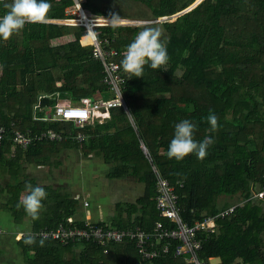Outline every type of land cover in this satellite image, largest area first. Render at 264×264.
Segmentation results:
<instances>
[{
	"label": "trees",
	"instance_id": "obj_1",
	"mask_svg": "<svg viewBox=\"0 0 264 264\" xmlns=\"http://www.w3.org/2000/svg\"><path fill=\"white\" fill-rule=\"evenodd\" d=\"M78 1L91 18L149 20L115 29L111 23L94 27L99 41L117 50L111 59L121 67L127 46L146 26L163 29L170 57L168 71L145 65L143 77L130 78L123 70L121 89L127 107H112L108 117L82 125L48 119L59 102L114 96L103 81L104 64L94 57V46L81 41H93L87 27L65 22L77 17ZM78 1L48 0L47 23H29L10 40L0 39V124L15 122L33 134L54 129L64 135L62 141H37L26 149L10 139L0 143V195H10L3 207L21 222L28 215L20 199L31 183L47 192L39 219L30 217L34 231L61 222L86 226V220L69 221L81 209V194L28 173V166L36 165L56 176L63 154L77 150L83 158L103 160L112 180L135 178L144 185L134 202L117 204L111 225L151 231L155 221H165L157 209L156 185L159 177L166 178L175 186L188 222L238 204L233 213L219 218L218 231L206 238L200 259L264 264V209L259 203L264 200L249 199L253 189L264 186V0H201L191 8L196 0ZM5 3L11 0H0V16L7 11ZM210 111L218 117L215 133L207 131ZM184 119L197 125L196 141L205 136L214 140L203 161L194 154L179 162L167 156L175 125ZM78 133L85 134L82 141L74 138ZM28 236L18 242L26 255L34 252L27 255L30 264H193L172 253L146 259L133 241L110 243L104 253L95 242L64 244L33 236L36 242L29 245L24 242Z\"/></svg>",
	"mask_w": 264,
	"mask_h": 264
},
{
	"label": "built area",
	"instance_id": "obj_2",
	"mask_svg": "<svg viewBox=\"0 0 264 264\" xmlns=\"http://www.w3.org/2000/svg\"><path fill=\"white\" fill-rule=\"evenodd\" d=\"M77 8L80 12V18H68L65 22L84 25L87 27L88 34L93 36L94 57L103 62L105 72L103 81L113 91L114 96L109 98L85 96L78 104L59 102L48 119L71 120L82 125L92 123L96 117L102 119L108 117L112 107L127 106L121 89L124 82L123 69L119 62L111 59L113 55L117 54V50L103 45L94 28L96 25L102 24L99 22H104L107 19L88 17L86 12L83 13L79 2ZM74 138L82 141L85 134L78 133ZM6 139H10L15 146L26 149L37 141H62L64 135L54 129L33 134L31 130L23 131L17 128L15 122H11L8 125L0 124V143ZM156 189L157 209L165 221H155L151 231H147L141 226L121 229L111 224L103 225L86 219V226H72L61 222L55 228L43 227L38 231L30 232L29 235L43 239H58L64 244L76 241L95 242L104 247V253H108V244L127 240L133 241L138 252L146 259H155L164 254L172 253L174 256L182 257L193 264H219L220 261H214L216 257H210L207 261L200 259L199 251L209 234L218 231L219 218H224L233 213L238 204L231 205L215 216L208 215L203 220H196L191 223L182 215L175 186L168 179L159 177ZM249 199L264 200V186L260 190L253 189ZM69 221H74V218L70 217ZM203 231L206 232L205 236L201 235Z\"/></svg>",
	"mask_w": 264,
	"mask_h": 264
},
{
	"label": "clouds",
	"instance_id": "obj_3",
	"mask_svg": "<svg viewBox=\"0 0 264 264\" xmlns=\"http://www.w3.org/2000/svg\"><path fill=\"white\" fill-rule=\"evenodd\" d=\"M4 8L7 11L0 16V39L8 41L14 35H19L29 23H47L51 4L48 0H11V3L4 4ZM122 24L123 20L120 16H112L111 26L114 29ZM169 60L163 29L159 26H146L136 34L133 41L127 46L121 64L123 70L130 74V78H139L144 75L145 65L154 70L168 71ZM126 115L131 116L132 114L126 113ZM206 119L210 125L207 131L210 133L217 132L218 117L210 111ZM196 128L197 125L187 119L175 125L174 137L167 151L169 159L174 158L179 162L191 154H194L201 161L206 158L208 149L214 144V140L210 136H205L202 142L196 141L194 139ZM25 188L27 194L21 197L20 205L23 206L29 217L38 220L43 208L42 202L47 198V192L43 187L33 186L31 183L26 184ZM24 242L31 245L36 241L32 235H29ZM40 246H44L43 239L40 240Z\"/></svg>",
	"mask_w": 264,
	"mask_h": 264
},
{
	"label": "rangeland",
	"instance_id": "obj_4",
	"mask_svg": "<svg viewBox=\"0 0 264 264\" xmlns=\"http://www.w3.org/2000/svg\"><path fill=\"white\" fill-rule=\"evenodd\" d=\"M112 4H114L113 7H116L117 9L120 7L117 2H112ZM128 8L129 12L135 13L133 7ZM74 9L77 11L76 18H78L80 12L77 7H74ZM173 19L174 18H172V20ZM122 20L123 23L134 24L149 22V20L146 19H131L123 17ZM105 22L111 23V19H107L106 21L104 20V22L99 23L103 24ZM86 44H92V42ZM72 104L78 103L73 102ZM229 117H231V115H229ZM62 159V166L55 168L56 176H51L47 168L36 165L28 166V173L31 176L37 177L39 181L51 182L54 184H66V186L69 187L75 194H81L83 200L81 208L85 212H89L88 214L91 216L93 215L91 219L102 220L103 217H101L100 212H102L101 214H104L105 211L108 213H118L117 204L121 203L125 206V204L134 202L142 193V190H144V185L138 184L135 178L123 181L117 179L112 180L106 175L109 166L106 165L103 160L95 158L93 160H89L83 158L82 154H80L77 150L66 152L63 154ZM221 201H225L224 198H221ZM126 214L127 212L124 211L123 215ZM106 222L111 221L106 219ZM14 238L18 240L16 237ZM262 247L264 251V241ZM29 254L31 253H28L27 255ZM214 261L221 260L219 258H215ZM236 264H240V261Z\"/></svg>",
	"mask_w": 264,
	"mask_h": 264
},
{
	"label": "crops",
	"instance_id": "obj_5",
	"mask_svg": "<svg viewBox=\"0 0 264 264\" xmlns=\"http://www.w3.org/2000/svg\"><path fill=\"white\" fill-rule=\"evenodd\" d=\"M83 40L81 39L82 43L86 45V43H84ZM26 194L27 192L24 191L22 196ZM9 196L10 195L8 193H2L0 195V230H1L0 232V264H30L18 240H20L24 236H28L30 232L34 231L33 230L34 222L29 216H25L21 222H16L15 217L12 214V212L3 207V204L8 201ZM259 203L264 209V201H260ZM88 213L89 212H85L81 208L79 213L76 216H74V219L76 220L90 219L91 221L94 220L95 222L100 221L97 219H91L93 215L91 216ZM101 213L102 212H100V215L101 217H103L101 221H104V222H106V219L111 220L112 217L118 214L116 212L108 213L106 211L104 214H101ZM107 224H110V222H107ZM262 235L264 236V234ZM14 237H16L18 240H16ZM261 249L263 251L262 246H261ZM30 253L34 254L33 251H31ZM262 255H264V253H262ZM216 258H219V257H216Z\"/></svg>",
	"mask_w": 264,
	"mask_h": 264
},
{
	"label": "water",
	"instance_id": "obj_6",
	"mask_svg": "<svg viewBox=\"0 0 264 264\" xmlns=\"http://www.w3.org/2000/svg\"><path fill=\"white\" fill-rule=\"evenodd\" d=\"M78 1V0H77ZM201 0H197L196 2H194L189 8H191L192 6H194V5H196L198 2H200ZM79 2V1H78ZM80 4V3H79ZM80 6H81V4H80ZM81 8H82V11H83V13H85V10L83 9V7L81 6ZM188 8V9H189ZM143 148L146 150V147H145V145H143Z\"/></svg>",
	"mask_w": 264,
	"mask_h": 264
},
{
	"label": "bare ground",
	"instance_id": "obj_7",
	"mask_svg": "<svg viewBox=\"0 0 264 264\" xmlns=\"http://www.w3.org/2000/svg\"><path fill=\"white\" fill-rule=\"evenodd\" d=\"M90 18H91V17H90ZM99 20H102V19H99ZM89 36L92 37V39H93V36H92L91 34H89Z\"/></svg>",
	"mask_w": 264,
	"mask_h": 264
}]
</instances>
